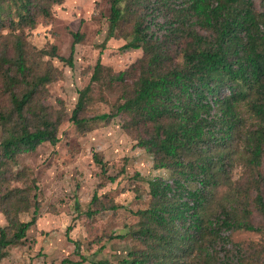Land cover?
<instances>
[{"label": "trees", "instance_id": "trees-1", "mask_svg": "<svg viewBox=\"0 0 264 264\" xmlns=\"http://www.w3.org/2000/svg\"><path fill=\"white\" fill-rule=\"evenodd\" d=\"M61 1L0 0V79L8 101L0 107V211L5 220L0 226V260L11 245L26 238L38 211L34 177L25 168L11 172L9 161L44 142L59 141V120L36 100L49 76L28 64L23 28L33 27L39 16L49 17ZM109 9L105 41L119 35L126 41L122 48L142 51L127 70L112 78L124 84L127 75L134 79L121 89L111 113L81 115L104 68L98 58L89 82L78 90L70 119L85 126L124 115V129L152 155L153 167L170 172L169 178L147 180L149 203L136 212L139 221L131 230L140 247L121 262L257 264L247 257L254 253L259 259L261 249L235 243L231 234L264 235V194L260 186L229 185L228 170L235 159L252 180L260 177L264 0H109ZM2 29L11 31L2 36ZM72 36L69 56H60L68 64L81 39L78 31ZM48 53L55 55V47ZM247 117L253 120L251 128ZM92 157L101 173L114 181L116 175H106L101 156L93 152ZM25 180V186L11 185ZM223 186L228 191L216 197ZM31 208L30 218L22 219ZM69 263L68 258L60 262Z\"/></svg>", "mask_w": 264, "mask_h": 264}, {"label": "rangeland", "instance_id": "rangeland-1", "mask_svg": "<svg viewBox=\"0 0 264 264\" xmlns=\"http://www.w3.org/2000/svg\"><path fill=\"white\" fill-rule=\"evenodd\" d=\"M119 6L123 10L124 2ZM109 13V0H62L53 5L49 17L39 16L33 27L23 28L28 64L36 73L49 76V81L40 85L36 100L47 107L53 119L59 120V141L54 145L44 142L34 151L9 161L11 172L25 168L34 177L38 185V211L26 238L11 245L0 264H60L65 258L71 260L69 264H96L100 260L127 264L121 260L140 247L131 230L139 221L136 212L149 203L147 180L158 176L169 178L170 172L153 167L152 155L139 147L133 135L124 129V115L88 122L85 126H77L70 119L78 90L89 82L98 58L104 68L100 81L92 84L81 115L111 113L122 94L121 89L134 79L127 75L124 84L112 78L117 72L127 70L142 51L122 48L126 41L119 35L105 41ZM10 31L2 29V36ZM75 31L81 39L75 44L68 64L60 56H69ZM52 46L55 55L48 53ZM7 103L0 79V107ZM252 125L253 120L247 117L246 126ZM1 134L0 128V137ZM93 152L103 159L106 175H116L114 181L101 173L93 160ZM238 162L234 159L228 170V184L251 189L260 186L264 194V156L260 177L256 180ZM28 182L12 181L11 185L25 186ZM226 191L227 186L219 187L216 197L222 198ZM111 205L117 207L111 208ZM32 210L20 217L29 219ZM254 218L258 220L256 215ZM3 224L5 220L0 211V226ZM118 234L121 237L117 238ZM231 239L244 247L253 245L261 249L259 259L254 253L247 259L264 264V235L235 231Z\"/></svg>", "mask_w": 264, "mask_h": 264}]
</instances>
